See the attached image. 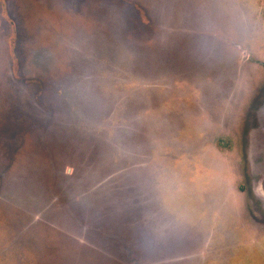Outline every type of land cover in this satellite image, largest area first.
<instances>
[{"label":"rangeland","instance_id":"1","mask_svg":"<svg viewBox=\"0 0 264 264\" xmlns=\"http://www.w3.org/2000/svg\"><path fill=\"white\" fill-rule=\"evenodd\" d=\"M263 98L264 0H0V264H264Z\"/></svg>","mask_w":264,"mask_h":264},{"label":"water","instance_id":"2","mask_svg":"<svg viewBox=\"0 0 264 264\" xmlns=\"http://www.w3.org/2000/svg\"><path fill=\"white\" fill-rule=\"evenodd\" d=\"M251 144L253 163L256 167L264 169V122L260 128L249 135V145ZM254 182V192L258 198L264 200V171Z\"/></svg>","mask_w":264,"mask_h":264},{"label":"flooded vegetation","instance_id":"3","mask_svg":"<svg viewBox=\"0 0 264 264\" xmlns=\"http://www.w3.org/2000/svg\"><path fill=\"white\" fill-rule=\"evenodd\" d=\"M264 99V98H263ZM263 99L255 106H253L251 109H252V111H251V115H250V117L248 116V114H246V116H245V118H244V137H243V143H244V185H245V188L247 189V187H248V182H247V180L245 181V178H246V176H247V168H248V158L246 159V155H247V153L245 152L246 151V145H247V138H248V130H250L249 129V127L251 126V125H255V124H257V122H258V119L260 118V115L258 114V111H259V109H260V107H261V105H262V103L264 102L263 101ZM263 101V102H262ZM264 116V112H263V115H262V117Z\"/></svg>","mask_w":264,"mask_h":264}]
</instances>
